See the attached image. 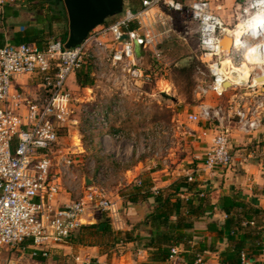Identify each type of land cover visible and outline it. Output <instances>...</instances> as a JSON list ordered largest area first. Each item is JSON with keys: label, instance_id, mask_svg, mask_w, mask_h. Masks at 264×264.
<instances>
[{"label": "built area", "instance_id": "built-area-1", "mask_svg": "<svg viewBox=\"0 0 264 264\" xmlns=\"http://www.w3.org/2000/svg\"><path fill=\"white\" fill-rule=\"evenodd\" d=\"M16 2L0 0V9ZM134 3L125 2L118 16L93 27L72 48H66L58 38L50 39L44 47L10 41L0 46V251L6 246L26 244L33 257H47L52 249L70 243L72 232L83 224L81 215L94 209L105 211L113 224L120 222L119 201L107 188L109 169L99 168L87 183L88 175H80L71 153L58 147L59 132H70L71 127L84 123L86 133L97 132L89 140L103 132L104 137L122 141L127 132H110L112 120L123 110L125 100L155 96L156 92L149 93L145 85L156 83L151 68L163 60L160 44L173 31L176 15L197 24L198 58L206 64L209 75L207 82L193 89L197 109L186 113L187 121L205 122L213 131L209 146L195 153L194 165L183 172L185 179L194 184L193 192L203 196L219 169L232 164L230 142L234 130L249 137L251 143L264 142V0H238L228 22L219 12L223 5H213L211 0ZM226 37L230 38L229 49L222 45ZM136 45L141 48L140 56ZM86 58L92 66V85L84 87L86 95L81 99L74 96L66 81ZM244 62L251 69L242 83L233 78V66ZM23 76L40 77L43 93L31 96L24 82L19 81ZM103 92L108 97L102 99ZM209 96L216 100H209ZM75 129L71 137L78 139L79 144L74 146L80 145L82 153L85 149L80 143L85 135ZM182 132L189 136L193 133L191 128ZM127 135L131 139L141 137L131 132ZM149 149L148 145L142 152ZM134 152L138 156L140 151L136 148ZM152 154L158 156L159 150H152ZM132 182L141 181L135 177ZM61 187L73 195L57 205ZM158 188L153 185L152 191ZM181 251L180 246L170 248L169 264H227L215 255L201 254L187 262ZM143 253L145 250L137 249L134 256ZM260 256H264V241ZM74 260L119 264L79 255ZM0 264L10 263L3 260ZM240 264H253L244 251Z\"/></svg>", "mask_w": 264, "mask_h": 264}, {"label": "rangeland", "instance_id": "rangeland-1", "mask_svg": "<svg viewBox=\"0 0 264 264\" xmlns=\"http://www.w3.org/2000/svg\"><path fill=\"white\" fill-rule=\"evenodd\" d=\"M18 1L19 0H17V2ZM211 1L213 5L222 4L223 9L219 11L220 14L223 15L225 21L228 22V19L231 21V15L235 12L236 6H238V0ZM125 2H130V0H126ZM120 13L108 18L116 17ZM26 24H18L16 28L21 30V26H25ZM160 49L164 55L163 60L158 65H153L151 68L156 83L155 85L154 83L152 85H145L149 93L156 92L155 96L148 94L139 100H133L131 98L125 100L123 110L112 120L110 132L121 129L127 133L131 132L134 135L141 136L140 138L131 139L130 135L126 133L122 141H117L110 137H104L102 135L103 132H101L95 135L96 138H94V140H89L91 134L97 132L86 133V127L83 123L70 128V132L74 135L75 128H78L79 131L85 135L81 138L80 143L85 151L79 153L81 146H74V144H79L78 139L76 137L72 138L71 133L68 132L67 129L59 132L58 147L71 153L70 155L75 159L74 163L79 169L80 175L93 176L101 167L109 169V174L106 173L109 177L107 188H110L109 190L112 191L110 196L117 198L119 201L120 222L115 224L117 227H120V225L125 227L123 224L126 221L128 224L132 223L131 221L129 222L126 216L128 207L132 208L131 215L135 217H137V215L141 216V211L144 212L148 210V199L139 203H130L125 202L123 197H121V192L127 191L132 185V181L130 183L127 181L132 179L133 175H140L144 171L146 173L152 169L162 168L165 166L164 163H167V169H175L179 173L181 169H178V165L181 163V159L186 156H191L192 158V155L195 154L187 145V137L189 135L184 134L182 131L183 129L190 128L189 121L185 119L183 112L185 109L192 110L198 102L193 94V89L198 83L207 82L209 80L206 64L202 63L198 58L197 24L186 17L182 18L176 15L173 31L168 38L163 39L160 44ZM75 77V74H70L66 83L73 90L74 96H79V98L82 99L84 94L86 95V90H83L80 85H77V87H75L76 85L74 86L76 82ZM19 81L24 82L26 90L31 96H39L43 93L40 85L42 79H40V77L35 76L27 78L23 76ZM73 86L75 88H73ZM158 89H161L160 93H169L175 100L162 99L160 93L159 95L157 94ZM105 97H108V94L103 92L102 99ZM209 100L214 101L216 99L213 96H209ZM124 118L126 122L128 121V125L121 126L119 124L115 126L113 124L119 119L124 120ZM115 124H118V121L115 122ZM212 124L215 126V123L212 122ZM148 145L150 149L142 152V148L146 149ZM230 146L233 156L230 168L238 169L241 166L240 162L262 161V143H257L256 141H254V143L245 141L234 142V140H232ZM136 148L140 151L138 156L134 155ZM157 149L159 150V155L154 156L152 150ZM244 152H251L252 157H249ZM243 153L244 155H241ZM125 169L132 170V174ZM159 173L160 174L155 176L157 179L153 181V183H155L154 185L163 183L164 178L171 182L176 177L174 175L172 179H170L168 175L165 176L162 172ZM215 190L208 191L212 197L216 194V192H214ZM116 195H118V197H116ZM140 208L143 210H140ZM100 212L101 211L98 209L87 212V216L91 220L83 222V224L88 226L95 223ZM56 250L55 248L52 249L49 256L41 262L32 256L31 248L26 244L6 246L0 251V261L6 260L10 264L74 263L73 254H63V252L56 253Z\"/></svg>", "mask_w": 264, "mask_h": 264}, {"label": "trees", "instance_id": "trees-1", "mask_svg": "<svg viewBox=\"0 0 264 264\" xmlns=\"http://www.w3.org/2000/svg\"><path fill=\"white\" fill-rule=\"evenodd\" d=\"M130 2L133 4L134 0ZM28 10L33 13L35 23L16 29L10 35L11 43L25 42L44 47L52 38L63 43L66 41L68 18L63 1L57 4L55 0H32ZM3 43L0 32V45ZM91 72L90 60L86 58L75 72L77 84L91 86ZM138 179L141 182L131 183L127 191L121 192V197L130 203L143 202L148 198L153 202L148 213L133 225L132 230L114 228L112 219L100 210L97 221L88 226L80 225L70 235L69 242L104 246L108 255L132 242L134 251L143 249L147 252L150 264L167 261L172 246L182 247L181 254L187 262H191L196 254L204 257L213 254L227 264H240L242 251L247 256L261 253L264 233L259 228V218L263 213L257 207L234 195H222L217 203L227 216L221 220L210 219L213 209L210 193L197 195L193 192L194 184L184 176L159 187L156 192L152 191L154 183L150 176L142 173ZM202 221L205 222L204 230L196 227ZM220 243L224 244L223 247ZM34 258L43 262L46 257Z\"/></svg>", "mask_w": 264, "mask_h": 264}, {"label": "crops", "instance_id": "crops-1", "mask_svg": "<svg viewBox=\"0 0 264 264\" xmlns=\"http://www.w3.org/2000/svg\"><path fill=\"white\" fill-rule=\"evenodd\" d=\"M55 1L57 4H60L61 0H55ZM31 2L32 0H19L15 4L6 5L2 9H0V32H2L4 42L9 41L10 35L17 29L16 25L18 24L22 25L26 23L27 24L35 23V21L33 20V13L28 10V6L30 5ZM77 85L78 84H76L75 82L74 86L77 87ZM74 86L73 88H75ZM81 88L83 90H86L82 86ZM196 109L197 107L195 106L192 110L185 109V111L183 112V115H185V119H186V113L188 111H193ZM117 121H118V124H115V122ZM117 121L113 123L115 126L119 124L121 126H125L129 124L128 121L126 122L125 118L124 120L119 119ZM189 126L192 129L193 133L192 135L187 137L188 147L194 153L203 152L209 146L210 137L212 136L213 131L210 128H208V125L205 122H200V123L189 122ZM241 135L242 133H239L237 130H234L231 136V141L232 140H234V142L245 141V142L250 143L249 137L245 135H242V136ZM261 143H262L261 149L263 150L262 161L246 162V163L240 162L241 166L238 169L230 168L231 165L227 168H221L216 173V175L213 177V179H210L208 191L216 189L214 191L216 192L215 196L212 197L211 195V205L213 209H212V213L210 214V219L215 218V219L221 220V219L226 218L227 216L226 213L222 210L221 205L217 203L218 199L222 195H234L238 197L239 199L245 200L248 203L260 209V213H263V214H262V217L260 216L261 218H259V220L261 219L259 228L264 233V222H263L264 221V142L261 141ZM244 153H246V155L248 156L251 155V152H244ZM244 153L241 155H244ZM194 163H192L191 156H186L181 159V163L178 165L179 167L178 169H181L179 173L175 169L173 170L167 169L166 168L167 163H164L166 167L164 166L159 169H152L149 172L145 173L144 171L142 173L150 176L152 181H155L157 179L155 178V176L157 174H160L159 172H162L165 176L168 175L170 179H172V176L174 175L176 176L175 178L183 176L184 170L194 165ZM125 170L129 172L130 174H132V170L130 169H125ZM138 176L139 175H133V178L129 179L127 182L130 183L131 181L135 179V177H138ZM87 179L90 182L91 177L87 176ZM169 182L170 180L164 178L163 183H161L160 185H156V186L162 187V186L167 185ZM109 189H108V192L109 194H111L112 191ZM72 195H73L72 191H69L68 189H66V187H61V189L56 195L55 203L57 205H61L64 202L68 201ZM116 197H118V195H116ZM152 202H153V199L148 198V210L144 212L141 211L142 212L141 216L137 215V217L131 215L132 208L128 207L126 216L129 219V222L131 221L132 223L128 224V222L126 221L123 224L125 227H122L121 225L120 227H117L115 224H113L114 227L121 229V230H132L133 225L137 221L142 220L144 216L148 213L149 208L152 205ZM140 210H143V209L140 208ZM86 216H87V213L84 216L85 222L89 220L88 216L87 218ZM204 223H205L204 221L199 222L196 227L201 230H204L205 229ZM220 244L223 247L224 244L223 243H220ZM60 252H63V254H73L72 255L73 262H74L73 264H86V263H81V262H75L74 258L77 255H79L82 258L85 256H88L91 258L92 261H96V260L101 261V260L106 259V260L116 261L119 264H150L149 259H148V254L146 251L145 253H143L142 255H139L138 257L134 256L135 251H134L132 242L127 243L124 247L120 248L119 250L114 251L113 253H110V255H108V252L104 246H100L97 244L88 245V244H79V243H68L66 245H62L60 248L56 250V253H60ZM210 256L212 257L214 255L210 254L209 257ZM249 257H250V260L253 262V264H259L261 260H264V256H260V253L258 255L249 256ZM163 264H169V262L165 261Z\"/></svg>", "mask_w": 264, "mask_h": 264}, {"label": "water", "instance_id": "water-1", "mask_svg": "<svg viewBox=\"0 0 264 264\" xmlns=\"http://www.w3.org/2000/svg\"><path fill=\"white\" fill-rule=\"evenodd\" d=\"M68 18V36L64 42L66 48L79 45L88 32L108 17L122 12L125 0H62ZM138 56L142 55L139 45L135 46ZM162 99L174 101L167 92L160 93ZM86 182L89 180L85 178Z\"/></svg>", "mask_w": 264, "mask_h": 264}, {"label": "bare ground", "instance_id": "bare-ground-1", "mask_svg": "<svg viewBox=\"0 0 264 264\" xmlns=\"http://www.w3.org/2000/svg\"><path fill=\"white\" fill-rule=\"evenodd\" d=\"M222 45L224 48L228 47L229 49V45H230V38L226 37L223 41H222ZM248 57V54H247ZM226 63V61L224 62ZM250 65L248 64V62H244L242 65L240 66H233V78L240 81V82H246L249 74H250ZM87 212H84L81 215V221L84 222V216L86 215Z\"/></svg>", "mask_w": 264, "mask_h": 264}]
</instances>
